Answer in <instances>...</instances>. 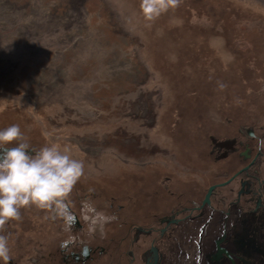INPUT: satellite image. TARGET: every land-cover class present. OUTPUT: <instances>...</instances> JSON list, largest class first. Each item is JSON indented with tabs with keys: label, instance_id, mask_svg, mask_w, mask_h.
Segmentation results:
<instances>
[{
	"label": "rangeland",
	"instance_id": "1",
	"mask_svg": "<svg viewBox=\"0 0 264 264\" xmlns=\"http://www.w3.org/2000/svg\"><path fill=\"white\" fill-rule=\"evenodd\" d=\"M139 2L0 0V129L19 125L37 150L70 149L84 163L81 191L100 189L89 202L107 206V189L119 204L130 195L134 224L146 220L132 213L142 177L161 176L167 198L169 177L179 191L222 165L202 131L187 138L191 109L211 134V125L264 129V0H183L153 21ZM222 190L231 197L236 185ZM232 214L236 243L250 244L264 216Z\"/></svg>",
	"mask_w": 264,
	"mask_h": 264
},
{
	"label": "flooded vegetation",
	"instance_id": "2",
	"mask_svg": "<svg viewBox=\"0 0 264 264\" xmlns=\"http://www.w3.org/2000/svg\"><path fill=\"white\" fill-rule=\"evenodd\" d=\"M250 126L238 124L231 132L222 126L216 130L217 134L207 135V154L222 161L207 182H193L177 191L179 186L175 182L173 186L169 177L170 187L164 198L156 190L161 176L142 177L138 186L140 194L136 192L140 204L136 207L138 210H132L146 219L140 223L134 224L135 221L127 218L129 211L125 205L132 196H125V203L119 204L113 190L101 189L109 204L94 205L89 200L91 195L99 197L100 189L87 195L80 179L65 199L62 213L35 206L22 208L21 218L9 220L2 233L9 238V264H166L163 245L178 240L180 223L197 218L203 210L220 215V220L202 223L201 236L199 227L191 233L196 236L192 242L205 264H231L219 248H225L235 264H264V225L261 224L264 220H257L253 226L252 242L241 245L236 243L240 235L234 231L235 220L232 221L233 208L239 212L248 210L255 218L264 216V149L258 148V142L264 140V129L256 134ZM222 182L225 183L219 185ZM233 183L236 190L230 197L222 189ZM212 184L216 185L210 193V202L200 206ZM77 186L83 188L82 191L79 188L80 193ZM81 209L92 218L81 219L76 211Z\"/></svg>",
	"mask_w": 264,
	"mask_h": 264
},
{
	"label": "clouds",
	"instance_id": "3",
	"mask_svg": "<svg viewBox=\"0 0 264 264\" xmlns=\"http://www.w3.org/2000/svg\"><path fill=\"white\" fill-rule=\"evenodd\" d=\"M183 0H140L146 21H153ZM221 88L224 85H220ZM9 147L8 145H13ZM264 149V140L258 142ZM84 174L82 160L73 158L70 149L56 144L34 149L20 126L0 129V262L11 261L9 238L2 234L9 220H19L22 208L35 206L62 213L64 201Z\"/></svg>",
	"mask_w": 264,
	"mask_h": 264
},
{
	"label": "crops",
	"instance_id": "4",
	"mask_svg": "<svg viewBox=\"0 0 264 264\" xmlns=\"http://www.w3.org/2000/svg\"><path fill=\"white\" fill-rule=\"evenodd\" d=\"M213 220V222L220 220V215L212 210H203L197 218L192 220H184L178 226L179 239L168 241L163 245V252L166 260V264H205L202 258L196 252L195 244L193 245L192 240L195 241V234L191 236V233H195L199 227V235L202 223L204 221ZM213 228H210V232H213Z\"/></svg>",
	"mask_w": 264,
	"mask_h": 264
},
{
	"label": "trees",
	"instance_id": "5",
	"mask_svg": "<svg viewBox=\"0 0 264 264\" xmlns=\"http://www.w3.org/2000/svg\"><path fill=\"white\" fill-rule=\"evenodd\" d=\"M186 94H187V96H184V97H186L185 99H187L188 101H192V100H197V98L195 97L196 96V91H189V90H187L186 92H185ZM199 93V92H198ZM191 95V96H190ZM194 97V98H193ZM183 100H184V98H182ZM182 105V104H181ZM199 108V107H198ZM180 110H181V108H179ZM196 108H193V109H191L189 112H188V114L191 116H194V117H197L196 119H195V121L194 122H192V124H191V128H189V129H187L186 131H187V138L188 139H190L189 137H191L192 138V134H195L196 135V133H200L201 131L203 132V133H201V135L203 136V142H204V140L207 138L206 136L208 135V134H211L209 131H211V130H209L210 128L209 127H207V130L206 129H204V131L199 127V123L198 122H200L201 124H204V121L207 123V122H209V123H212L211 122V120H209L208 118H206V115H203L202 113H198V112H196V110H195ZM185 113L183 112V111H181V114L180 115H184ZM202 117V118H199V117ZM206 118V119H205ZM222 123H224V121H222ZM218 125V124H217ZM222 125V124H221ZM224 125V124H223ZM211 127L215 130V128H216V130L218 129V127L219 126H217V127H215V126H212L211 125ZM221 127V126H220ZM215 130V131H216ZM197 137V136H196ZM194 138H195V136H194ZM263 139H264V133H263ZM215 192H216V190H215ZM213 193V195L214 194H216V193ZM221 201H223V199H221Z\"/></svg>",
	"mask_w": 264,
	"mask_h": 264
},
{
	"label": "water",
	"instance_id": "6",
	"mask_svg": "<svg viewBox=\"0 0 264 264\" xmlns=\"http://www.w3.org/2000/svg\"><path fill=\"white\" fill-rule=\"evenodd\" d=\"M244 168H245V167H243V169H244ZM241 170H242V169H240L239 171H237L233 176H235V175H236L237 173H239ZM230 179H231V178H230ZM230 179H228L227 181H229ZM227 181H225V182H227ZM225 182L219 183V185H223ZM215 185H216V184H212V185H210V186L208 187V189H207V191L205 192L204 197H203V199H202V201H201V205H200V206H202L203 203H209V202H210L209 196H210V193H211L212 189L215 187ZM217 247H218V246H217ZM218 248H219V247H218ZM219 249L222 250V251L225 253V255L229 258L231 264H235L234 260L232 259V257L229 255V253L226 251L225 248H219Z\"/></svg>",
	"mask_w": 264,
	"mask_h": 264
}]
</instances>
